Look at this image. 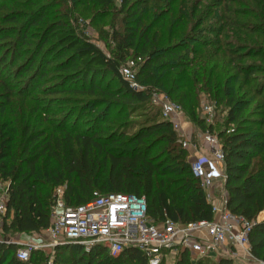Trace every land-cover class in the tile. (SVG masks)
Instances as JSON below:
<instances>
[{
	"label": "trees",
	"instance_id": "obj_1",
	"mask_svg": "<svg viewBox=\"0 0 264 264\" xmlns=\"http://www.w3.org/2000/svg\"><path fill=\"white\" fill-rule=\"evenodd\" d=\"M44 1L0 0V176L8 182L2 237L48 229L59 187L70 206L89 202L97 192L128 193L145 197L155 224L213 221L214 206L192 173L183 138L151 101L155 91L167 94L213 133V124L198 113L199 95L206 91L224 102L226 124L235 126L217 134L225 153L227 208L253 223L250 251L264 261V221H258L264 211V79L257 76L264 68L240 63L264 60V48L247 47L238 33L234 42L221 39L224 30L243 28L232 17L235 10L225 9L220 27L197 30L210 13L197 17V1L121 0L123 27L112 29L106 52L72 13L93 4L106 17L115 0ZM255 1L264 19V0ZM58 2L65 10L53 13ZM186 22L191 32L175 41ZM133 55L143 60L137 78L145 91L131 87L120 72ZM241 77L237 88L233 82ZM14 98L21 102L19 117ZM137 113L143 120H133ZM17 249L0 241V264L49 263L41 251L22 261ZM56 254L54 264L148 263L136 248L112 256L102 245L86 252L66 244ZM176 264L235 263L224 257L193 263L186 250Z\"/></svg>",
	"mask_w": 264,
	"mask_h": 264
},
{
	"label": "built area",
	"instance_id": "obj_2",
	"mask_svg": "<svg viewBox=\"0 0 264 264\" xmlns=\"http://www.w3.org/2000/svg\"><path fill=\"white\" fill-rule=\"evenodd\" d=\"M142 61L141 58L127 61L120 69L131 87L138 91L146 90L137 78ZM151 101L161 108L163 120L171 122L178 132L179 124L175 119L186 113L183 106L159 91L153 92ZM200 135L206 145L208 143L212 155L202 153L195 156L191 161L192 173L199 179L204 190L214 186L217 181L214 179V172L217 170L218 180L222 179L225 185V153L221 142L213 133L202 131ZM190 145V140L182 139V146L188 152ZM7 187L8 182H4L0 176V241L16 243L17 257L22 261H29L33 252L41 251L50 258L49 263H52L50 254L56 252L58 246L66 244L80 245L86 252L102 245L112 256H118L126 249L136 248L144 253L147 264H163L170 258H175L178 251L181 254L186 250L190 254H197L198 258L220 259L225 253L223 248L227 246L240 247L252 255L249 234L253 223L228 210L226 188L223 205H213L215 215H219L218 219L191 224L168 220L155 224L148 215L147 200L143 196L97 192L89 202L70 206L64 198V187H59L55 190L50 211V227L22 240L12 236L2 237L8 202ZM259 264H264V261H259Z\"/></svg>",
	"mask_w": 264,
	"mask_h": 264
},
{
	"label": "rangeland",
	"instance_id": "obj_3",
	"mask_svg": "<svg viewBox=\"0 0 264 264\" xmlns=\"http://www.w3.org/2000/svg\"><path fill=\"white\" fill-rule=\"evenodd\" d=\"M190 1L191 2L197 1V3L198 2L200 3L197 17L207 16V13L210 12L207 19L204 20L202 23H200V26L196 27L197 30L201 28H209L211 26L215 28L220 27L221 25L224 24L222 16L226 13L225 9L231 8L236 12L232 15V17L235 20H238L240 22V25L243 26V28L226 29L223 32V34L226 35L221 37V39L232 42L237 38L236 36L238 33V34H242L243 36L245 35V39L246 41H248L247 42L248 45L246 44L247 47L258 46L264 48V32L263 33L257 32V30L259 29L261 31H264V19L261 18L262 14L255 0H190ZM48 2H53L55 4L54 0L44 1L45 4ZM115 4L116 5H114L113 8L110 9L106 17L101 16L103 9L100 6H95L93 4L89 6H81L80 8H74L72 13V18L76 19L75 23H77L86 32V34L106 52H108V49L105 43L106 42L111 43L110 40H111L112 29L113 28L121 29L123 27L124 14L119 11L121 9L120 7L121 0H115ZM161 4L163 5L162 1ZM179 5L180 3H178L176 6ZM56 6L57 7L52 8L53 13H55L58 10L60 11L63 9L65 10L64 4L60 2H58ZM177 17L178 14H175L174 18ZM153 19H154V13H151L149 18L148 16L147 18H145V21L150 24V22ZM189 24L190 23L186 22L184 25L181 26L178 36H176V38L174 39L175 41H179L184 37V35H186L187 33L189 34L191 32L190 31L191 26H189ZM159 26L160 24H157L156 28H158ZM155 29H153V31ZM205 32L208 33L209 37L217 38L216 34L209 33L207 32V30H205ZM131 60H136V58H134V55L128 59V62ZM253 62L258 64L260 67L264 68V60L258 58L251 57L246 60H242L240 63L252 64ZM141 63H143V61ZM257 76L259 78V81L262 82L264 79V72H259ZM241 79L242 77L237 80L236 84L233 82V84L237 88L239 87V81H241ZM13 100L14 103L16 104L14 107L15 110L14 116L19 117L20 116L19 108H21V102L19 101L18 98H14ZM217 102L218 100L214 92L207 93L206 91H204L201 92L199 95V101H198L199 116L204 119L206 124H213L214 126L213 134L215 135H217L220 130L226 129V127H228L229 129L235 127L233 125L226 124L228 109L226 108L224 102H221L220 104ZM255 103H253L250 110H252L255 107ZM249 111L246 113V115L249 114ZM137 114L138 115H135L133 120L135 121L143 120V116L139 115L142 113H137ZM197 126L202 130V128L199 125ZM206 146H207L206 153L212 155L208 143ZM189 160L191 162L193 158L191 157L189 158ZM13 237H17V234H15ZM227 248L231 250L232 253H235L237 251L240 252L239 255L234 254V259L231 258L235 264H259V261L255 259L252 255L247 253L246 250H243L240 247H232V246H227ZM50 256L52 257V263L50 262V264H54L55 258L57 256L56 252H52ZM179 256H180V252L178 251L175 258H170V260L167 262L165 261L164 264H176ZM218 259L219 258L217 257L212 260L216 261ZM49 260L50 258L48 259V262Z\"/></svg>",
	"mask_w": 264,
	"mask_h": 264
},
{
	"label": "crops",
	"instance_id": "obj_4",
	"mask_svg": "<svg viewBox=\"0 0 264 264\" xmlns=\"http://www.w3.org/2000/svg\"><path fill=\"white\" fill-rule=\"evenodd\" d=\"M175 122L177 124H179V129H178L179 135L183 139L191 141L190 152H189L190 156L192 158H194L195 156H198L202 153H206V142L203 140V138L200 135V132H202V130L189 118L187 113H184V114L177 116V118L175 119ZM191 157H189V158H191ZM219 167H220V164L217 166V169H219ZM217 173H218V170L214 172V174H215L214 179L217 180L215 182L214 186L205 190V192H206V195H207L208 199L210 200V202L213 205L220 207L223 205V201H224L225 185L223 184L222 179L218 180ZM263 212L264 211H262L258 216L259 222L264 221V216H261V214ZM218 216L219 215L216 214L215 219H218ZM33 235H36V233H31V234L19 233V234H17V237H15V238L27 240ZM223 249H224L225 253L221 258L224 257V258H230V259L233 258L234 259V254L235 255L240 254V252H238V251L235 253H232L231 250H229L227 247L223 248ZM237 249H239V248H237ZM190 255H191V260L193 263H195L199 259L197 254H190ZM258 261H260V260H258Z\"/></svg>",
	"mask_w": 264,
	"mask_h": 264
}]
</instances>
